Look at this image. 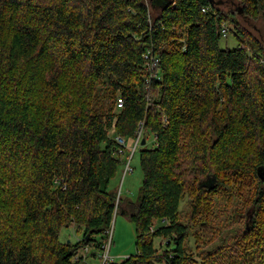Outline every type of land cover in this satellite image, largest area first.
Returning <instances> with one entry per match:
<instances>
[{
	"label": "trees",
	"instance_id": "1",
	"mask_svg": "<svg viewBox=\"0 0 264 264\" xmlns=\"http://www.w3.org/2000/svg\"><path fill=\"white\" fill-rule=\"evenodd\" d=\"M234 1L264 22V0ZM220 6L0 0V264L102 260L121 203L137 254L110 264H264V43ZM140 124L133 202L111 185Z\"/></svg>",
	"mask_w": 264,
	"mask_h": 264
},
{
	"label": "rangeland",
	"instance_id": "2",
	"mask_svg": "<svg viewBox=\"0 0 264 264\" xmlns=\"http://www.w3.org/2000/svg\"><path fill=\"white\" fill-rule=\"evenodd\" d=\"M221 2V9L226 12H234V18L237 19L243 28H246L251 33H253L258 39L264 43V22L262 20H249L244 16L239 15L238 3L234 0H218ZM155 8L160 9L167 5L168 0H153ZM229 28L231 25L229 24ZM228 37L221 40L222 49L228 48L233 50L237 47V39L235 38L232 32L228 33ZM155 147V140L152 134H147V145L145 148L151 149ZM140 149L135 153L132 161L131 167L132 172L126 173V165L129 162L130 156L126 158V162L120 166L118 175L113 179L111 189L118 192V196L122 198H128L133 202H136L139 196L140 188L143 182V172L140 166ZM124 203V202H123ZM126 207L124 203L120 205V211L118 210L114 214V221L112 226V240L111 242L109 255L111 256L113 263H121L127 257L137 254V240H136V227L135 224L130 220L127 214L121 210ZM189 211L188 207V197H184L180 206V212L185 215ZM162 222L157 221L155 223L156 227H160ZM201 231V234L208 237V231L198 228L196 231ZM194 233V232H193ZM62 239H71L72 242H76L80 239L81 235H77L73 229H64L61 233ZM108 243H105L106 246ZM156 246L160 245V240L155 241ZM190 248L194 253H197L198 250L197 244L192 238L189 243ZM202 246H200L201 248ZM206 248V247H205ZM85 250L80 252L81 255H85ZM196 260L201 262L202 259L200 256L196 255ZM103 262L99 259L89 258L88 264H102Z\"/></svg>",
	"mask_w": 264,
	"mask_h": 264
},
{
	"label": "built area",
	"instance_id": "3",
	"mask_svg": "<svg viewBox=\"0 0 264 264\" xmlns=\"http://www.w3.org/2000/svg\"><path fill=\"white\" fill-rule=\"evenodd\" d=\"M204 11H205V10H204ZM223 32H225V31H223ZM223 34H224L225 37L227 36V33H223ZM145 57H146V59H148V60L150 61V64H149V66H148V72H149V74H150V80H149V82H150L151 80L158 78V74H156L155 70H157V67H158L159 64H160V59H159L157 56L153 55V54L151 53V51H149V52L145 55ZM123 105H124V101H123V99H122V98H119V99H118V102H117V106H118V108H119V109L122 108ZM116 139H117V141L119 142V144H121V145H123V146H126V142H125L124 139H122V138H120V137H117ZM143 139H144V131H143V128H142V124H140V131H139L138 134H137V138H136V140H135V142H134V146H133V148H132V152H131V156H130L129 162H128L127 165H126V171H125L126 173H128V172H132V171H133V170H132V167H131V161H132V159H133V156H134L135 152H136V151L140 148V146L142 145L141 143H142ZM109 240H110V241L112 240V230H111V232H110V239H109ZM110 246H111V242L108 243V244L105 246V252L103 253V255H102V260H101V261L103 262L102 264H110V263L113 262L111 256L109 255ZM85 252H86V253L88 252V249H87V248L85 249Z\"/></svg>",
	"mask_w": 264,
	"mask_h": 264
},
{
	"label": "water",
	"instance_id": "4",
	"mask_svg": "<svg viewBox=\"0 0 264 264\" xmlns=\"http://www.w3.org/2000/svg\"><path fill=\"white\" fill-rule=\"evenodd\" d=\"M146 144L145 140L142 141V146H144Z\"/></svg>",
	"mask_w": 264,
	"mask_h": 264
}]
</instances>
